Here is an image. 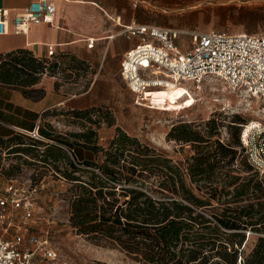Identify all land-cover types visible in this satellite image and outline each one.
Returning a JSON list of instances; mask_svg holds the SVG:
<instances>
[{"label": "trees", "instance_id": "16d2710c", "mask_svg": "<svg viewBox=\"0 0 264 264\" xmlns=\"http://www.w3.org/2000/svg\"><path fill=\"white\" fill-rule=\"evenodd\" d=\"M68 56L76 59L56 51L39 58L26 48L0 55V84L42 98L45 89L34 86L45 74L57 76L60 59ZM41 123L43 139L11 129L9 137L0 136V149L26 157L24 162L37 170L47 168L69 183L70 223L79 234L110 242L138 264H264V176L253 169L241 145L245 123L232 131L229 143L218 137L216 118L207 120L205 134L190 124L174 125L168 138L194 145L185 165L121 128L103 148L79 142L90 141L93 130L75 133L80 146H72ZM17 128L33 131L36 126ZM82 148L102 152V160L83 158ZM240 155L245 170L235 171ZM45 172L39 170L37 180ZM213 200L218 206L208 212ZM251 233L258 236L247 250Z\"/></svg>", "mask_w": 264, "mask_h": 264}, {"label": "rangeland", "instance_id": "374dc122", "mask_svg": "<svg viewBox=\"0 0 264 264\" xmlns=\"http://www.w3.org/2000/svg\"><path fill=\"white\" fill-rule=\"evenodd\" d=\"M97 1L100 14L104 17L98 26L99 37L110 34L111 30L119 33L120 24L133 20L181 30L183 33L179 46L184 50L192 46L193 32L215 30L264 33V0ZM104 41L106 40L98 44L99 49L107 47V42ZM75 58L68 56L60 59L62 64L55 76L58 84L55 85V98L41 121V126L49 133L67 139L72 146L87 142L85 144L89 147L107 148L116 136L117 128H121L130 136L138 138L141 144L185 165L195 152L192 147L194 145L169 139L167 135L174 125L190 124L194 130L205 134L207 120L216 118L220 132L218 137L229 143L233 138L232 131L240 128L238 126L241 124L250 120L264 122V99L240 94L222 80L207 78L200 86L190 82L186 85L178 84L173 89H157L147 95L152 103L142 102L117 72L121 56L109 58L105 69V75L109 79H94L98 59L91 61L77 56ZM80 93H86L87 103L83 108L73 107L67 102L65 105L54 102L56 98H69ZM73 110L83 114L75 115ZM89 130L95 132L90 141H86V138L76 141L75 133ZM83 149V158L91 155L97 162L102 160V152L90 154ZM66 150L70 156L73 155L70 149ZM17 157L8 150L0 149L1 172L16 177L15 186L26 190L30 184H34L40 186L41 193L34 205L33 218L22 220L19 230L17 227L9 228L5 236L8 233H21L24 236L23 246L30 251L36 249L33 239L45 241L46 245L56 250L61 259L70 264H138L132 256L110 242L79 234L70 223L69 183L53 171H47V168H39L46 172L37 180V167L24 162L26 157ZM242 159L240 155L234 162L235 171L245 170ZM4 179H0V192L6 186ZM212 203L208 212L213 210V206H218L215 200ZM21 214V211L14 212V217L20 219ZM3 228L0 223V233L4 232ZM257 236V233L250 234L247 250L254 244ZM41 260L42 256L37 251L34 263H46Z\"/></svg>", "mask_w": 264, "mask_h": 264}, {"label": "built area", "instance_id": "2783aa9c", "mask_svg": "<svg viewBox=\"0 0 264 264\" xmlns=\"http://www.w3.org/2000/svg\"><path fill=\"white\" fill-rule=\"evenodd\" d=\"M56 14L57 8L50 0H35L14 16L15 32L27 33L32 24H52ZM7 26V11L0 8V35L7 32ZM120 27L118 34L139 39L136 47L124 55L120 75L130 91L142 102L152 103L147 95L170 84L186 85L192 82L200 86L207 78L222 80L240 94L264 99V33L193 32L192 46L184 50L179 46L183 32L177 28L136 20L120 24ZM90 45H93V41ZM0 125L5 124L0 120ZM38 128L39 123L33 131L16 129L43 139ZM240 140L248 162L264 176V122H246ZM4 180L6 186L0 192V223L4 226V232L0 233V264H35L37 251L45 264H70L61 259L45 241L33 239L36 249L30 251L24 248V236L21 233H8L5 236L9 228L17 227L19 230L22 220L33 218L34 205L41 189L30 184L23 190L15 186L17 179ZM18 211L22 212L20 219L14 217V212Z\"/></svg>", "mask_w": 264, "mask_h": 264}, {"label": "crops", "instance_id": "0c3cea01", "mask_svg": "<svg viewBox=\"0 0 264 264\" xmlns=\"http://www.w3.org/2000/svg\"><path fill=\"white\" fill-rule=\"evenodd\" d=\"M33 1L35 0H0V8L7 11L8 20L7 32L0 35V55L26 48L39 58L47 57L49 53L56 51L67 52L91 61L98 59L94 79L99 77L109 79V76L105 75L109 58L121 56L117 68L120 75L124 55L136 47L139 39L120 35L113 30L109 32L110 34L99 37L98 26L104 17L100 14L97 0H50L57 8L52 24H32L27 33L15 32L14 16ZM103 40H106L104 42H107V47L99 49L98 44ZM91 41L93 45H90ZM94 55L99 57L95 58ZM56 80L55 76L47 74L42 77L34 86L43 87L46 91L39 99L27 98L20 94L21 90L0 84V120L5 124L0 127V136L9 137L12 134L11 129L17 127L29 130L37 126L47 110L52 107V100L55 98L53 95L56 94ZM85 94L56 98L54 102L58 105H65L67 102L73 107L83 108L87 103Z\"/></svg>", "mask_w": 264, "mask_h": 264}, {"label": "bare ground", "instance_id": "6f19581e", "mask_svg": "<svg viewBox=\"0 0 264 264\" xmlns=\"http://www.w3.org/2000/svg\"><path fill=\"white\" fill-rule=\"evenodd\" d=\"M177 85H178V84H170L167 88H171V89H173V88H175Z\"/></svg>", "mask_w": 264, "mask_h": 264}]
</instances>
